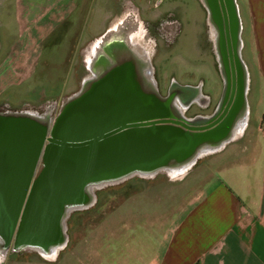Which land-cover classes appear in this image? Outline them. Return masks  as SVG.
Segmentation results:
<instances>
[{
    "label": "water",
    "instance_id": "water-1",
    "mask_svg": "<svg viewBox=\"0 0 264 264\" xmlns=\"http://www.w3.org/2000/svg\"><path fill=\"white\" fill-rule=\"evenodd\" d=\"M218 1L225 20L228 13L236 14L232 0ZM103 44L90 54V72L81 87L55 115L0 108L2 250L64 244L68 213L92 203L97 186L184 161L207 140L219 142L230 132L226 119L213 123L176 110L177 92L189 99L186 107L194 93L185 96L188 92L179 87L160 95L139 52L126 43L113 50Z\"/></svg>",
    "mask_w": 264,
    "mask_h": 264
},
{
    "label": "rangeland",
    "instance_id": "rangeland-1",
    "mask_svg": "<svg viewBox=\"0 0 264 264\" xmlns=\"http://www.w3.org/2000/svg\"><path fill=\"white\" fill-rule=\"evenodd\" d=\"M142 2L144 1L80 0V7L77 8L73 22H62L52 34L53 40L63 33L59 59L57 57L45 60L48 58L45 57L46 54L54 48L53 45L46 46L36 71L33 70V62L39 51L38 45L28 48L20 46L15 48L13 53L12 47H9V61L14 64L5 65L19 69L16 70L17 73L11 72L8 83L26 80L18 90L5 88L0 92V108H32L33 105L39 107L40 104V108L44 110L52 104L44 98L50 97L49 93L54 94L57 87L60 90L57 100L64 98L78 86L80 75H77V72L83 75V72H86L78 66L82 62L81 48L84 49L88 43L90 46L92 42H98L108 27L115 26V21L122 17L123 11L131 6L134 8V5L139 9L141 6L145 7ZM114 3L121 5L112 14ZM200 7L197 0H166L160 7L154 6V11L148 8V14L154 12V17L173 9L179 14L182 23V31L172 44L166 46L160 38L156 40L159 45L152 61L162 81L161 84L159 82L160 88L166 89L168 80L173 77L181 82L195 81L197 77H202L207 82L205 89L211 95H217L221 89V81L214 70L209 49L212 42L207 40L205 33V11ZM234 7L241 25L242 0H234ZM88 8L94 11L92 16L90 11L88 14ZM1 25L4 29H11L4 26L5 24ZM87 26L91 28L88 33L84 31ZM82 34L83 37L77 39V36ZM140 34L142 35L141 31ZM242 40L243 38L241 44ZM147 43L152 44L153 41L146 38L142 45L148 48ZM84 51L83 56L87 57L86 55L94 53L95 49L91 52L87 49ZM23 58H26V63L20 65ZM241 58L247 68L244 54ZM151 69L153 70L152 65L150 71ZM248 74L249 94L253 103L256 95L255 80L250 71ZM51 75L55 77V86L51 87H54L53 91L48 92L45 87ZM203 111L195 104L189 112L184 111V114L190 117ZM216 150L203 153L179 172L171 173L160 169L151 174L136 173L97 186L93 192L92 203L68 213L65 219L67 241L53 256H47L36 248L17 249L10 245L0 252V264H145L154 256L157 247L161 246L168 230L180 217L188 201L197 195L200 183L208 171L206 163Z\"/></svg>",
    "mask_w": 264,
    "mask_h": 264
},
{
    "label": "crops",
    "instance_id": "crops-1",
    "mask_svg": "<svg viewBox=\"0 0 264 264\" xmlns=\"http://www.w3.org/2000/svg\"><path fill=\"white\" fill-rule=\"evenodd\" d=\"M79 1L0 0V25L15 30L17 23L25 34L11 52L37 45L62 22H73ZM119 5L114 3L112 14ZM242 8L244 56L256 91L251 112L206 163L197 195L145 264H264V0H242ZM11 52L0 61V92L12 87L7 80L19 69L6 66L14 64Z\"/></svg>",
    "mask_w": 264,
    "mask_h": 264
},
{
    "label": "flooded vegetation",
    "instance_id": "flooded-vegetation-1",
    "mask_svg": "<svg viewBox=\"0 0 264 264\" xmlns=\"http://www.w3.org/2000/svg\"><path fill=\"white\" fill-rule=\"evenodd\" d=\"M146 2L149 6L142 7L139 9L138 6L134 5V8L128 9L123 11L122 15L125 18L124 26L129 27L131 31L136 32H142V35L139 33L140 37V45H142L143 42H145L146 38H149L153 41V43L150 45L147 43V47L143 46V49L139 48V50L142 51L143 56L142 60L146 65H148L151 69V82H153L156 86L157 92L160 95H166L170 91L174 90L175 88L183 87L188 93L185 94V96H191L199 87L200 91L203 93V97L200 101L192 100L189 105L185 108L184 111H190L191 107L195 104H197L198 107L201 108V110H204L203 112H200L198 115L205 116L206 118H209L206 121H211L213 123H218L221 120L227 121V124H230L231 117L233 114V111L235 108L239 105V92H240V100H243L242 94H243V87H244V81L245 78H247V89L245 92V100H246V106H247V113L248 116L252 109V96L249 94L250 92V86H249V74L250 71L247 65L246 66L242 62L241 55L244 54V47L243 42L241 44V38H243V30L239 27L238 17L237 14H227L226 20L223 17V14L220 10V3L218 0H215V3L212 0H197L198 6L200 5L203 7L205 14H204V27L206 29V37L207 40H210L211 46L209 47L211 55L213 57V67L215 66L214 70L221 81V89L219 93L215 96L211 95L209 91H206V80L202 79V77H197L195 81H184L181 82L175 77L168 80V87L166 86V89L160 88L159 82L161 84V79L156 73V66L154 65V62L152 61V58L154 56L155 50L158 48V42L156 41L158 38H160L163 43L167 46L172 44L175 41V38L179 36L180 32L182 31V23L179 17V14L175 13L173 9H168L164 11L161 15H158L157 17H154L153 14H148V8L153 9L155 7H160L166 0H141ZM232 11H234V2L232 0ZM151 6V7H150ZM200 7V8H201ZM228 12V11H227ZM56 30L54 29L52 32H50L49 35L42 37L38 39L37 45L39 46V51L37 53V57L35 62H33V70H37L41 58L44 54V49L48 45H53L54 48L49 51V54L47 53L45 57V60H51L54 58L59 59V47L62 44V38L63 33L61 32V36H56L55 39L52 40V34ZM68 33V32H64ZM24 36V37H23ZM78 37H83V34ZM22 40H25V34L24 32H21L18 30V24L16 23V29H4L3 25H0V61H2L6 56L9 54L8 48L12 47V45L16 42H21ZM243 41V40H242ZM78 43V41H77ZM205 46V45H204ZM89 47V43L87 46H85V50ZM205 48V47H204ZM84 49L81 48L80 54L82 57V62L78 65L80 69L83 71L86 70V72H83V74H80L81 72H77V75L79 76L78 80V86L73 90L70 91L68 94L65 95V97L62 99L58 98L59 96V87L56 90L54 94L49 93V96H46L44 98L45 101H49L52 104L48 107H46L44 110L43 108H40L38 106H32V108L29 109H35L39 112L47 111L48 108V115L53 116L55 115L60 108V105L64 99H66L69 95L76 92L80 87L82 80L85 76L90 72L87 58L83 55L85 54ZM148 55L150 57H148ZM56 59V60H57ZM204 59V58H203ZM206 61V57L204 59ZM248 69V70H247ZM78 70V69H77ZM27 78V77H26ZM26 79H23L22 81H17L15 83H12V87H10L11 90L16 88L18 90V87L25 83ZM49 83L46 84L45 87L48 92L50 90L53 91L52 86H55V77L54 75L49 77ZM54 82V83H53ZM15 90V91H16ZM51 91V92H52ZM48 94V93H47ZM175 94V92H174ZM253 94V93H252ZM251 96V97H250ZM27 108V107H26ZM21 109V108H19ZM28 109V108H27ZM197 113H194L192 115H196ZM247 116V117H248ZM226 124V126H227Z\"/></svg>",
    "mask_w": 264,
    "mask_h": 264
},
{
    "label": "bare ground",
    "instance_id": "bare-ground-1",
    "mask_svg": "<svg viewBox=\"0 0 264 264\" xmlns=\"http://www.w3.org/2000/svg\"><path fill=\"white\" fill-rule=\"evenodd\" d=\"M124 15V14H123ZM121 15L122 17L117 18V20L115 21V26L111 27L99 40L98 42H92L90 44V46L87 48L88 52H91L92 50L95 49V51L100 47L101 43L103 42V45H106V47H109L110 49H115V47L120 46L125 44L127 46H129L130 48H132L135 52H139L140 54H138L139 56H143V53L141 50H139V48L143 49L142 45H140V37H139V33L140 32H136V31H131V29H129L128 25L127 27L124 26L125 23V18H123L124 16ZM105 41V42H104ZM112 49V50H113ZM144 50V49H143ZM87 60L89 61L91 56L89 54L86 55ZM92 62V61H91ZM90 62V64H91ZM143 69H146V76L148 77V80H151V71L149 72V67L146 65V67L144 66V64L142 65ZM247 79V78H246ZM246 85H247V81H246ZM197 90L194 92V95L191 99L194 100L196 99L197 101H200L203 97V93L200 91L199 87L196 88ZM245 92H246V87H243V100L239 101V105L235 108V110L233 111L232 117H231V122L229 124L228 130H227V135L224 139H222L221 141H209L207 140L206 143H204L203 145H201L198 150L191 156H189L188 158H186V160L184 161H172L168 164H165L163 166L164 169H166L167 171L173 173V172H179L182 169H184V167H186L188 164L192 163L195 158L199 157L200 155H202L203 153L206 152H211L214 151L215 149H217L218 147H220V144L224 141L227 140L229 138H232L236 135V133H238L242 127L245 124V115L243 116V108L245 106L246 100H245ZM178 94L174 97V100L172 101V105L174 108H176V110H178L180 113H184V109L186 108V102L189 101L185 100L186 97H184L183 95H181V92H177ZM243 101L245 102L243 104ZM201 102V101H200ZM242 104V106H241ZM246 108V106H245ZM49 110V108H48ZM231 128V129H230ZM230 129V130H229ZM146 172L141 171L139 172V174H144ZM93 185H98L100 184V182L98 183H92ZM63 243L60 242H54L50 245H48L47 247H40L39 246V250L47 255V256H53L57 249L61 247ZM58 247V248H57ZM2 251V248L0 247V252Z\"/></svg>",
    "mask_w": 264,
    "mask_h": 264
}]
</instances>
